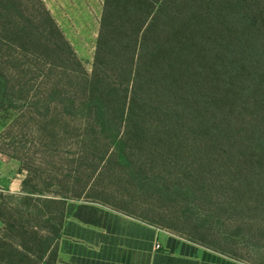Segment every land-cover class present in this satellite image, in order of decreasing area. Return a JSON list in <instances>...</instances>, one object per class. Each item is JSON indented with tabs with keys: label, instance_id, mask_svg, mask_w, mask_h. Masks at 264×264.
I'll use <instances>...</instances> for the list:
<instances>
[{
	"label": "rangeland",
	"instance_id": "374dc122",
	"mask_svg": "<svg viewBox=\"0 0 264 264\" xmlns=\"http://www.w3.org/2000/svg\"><path fill=\"white\" fill-rule=\"evenodd\" d=\"M202 1L0 0V264H28L38 239H54L64 202L55 197L264 264V156L247 143H201V125L185 108H201V87L221 94L216 44L249 38L236 1L264 0H232L236 10L228 0L216 8ZM138 41L144 53L132 62ZM82 68L101 80L99 112L82 107L91 98L78 85ZM127 85L142 106L128 125L116 108ZM250 110L235 111L242 124ZM24 179L34 193L23 192Z\"/></svg>",
	"mask_w": 264,
	"mask_h": 264
},
{
	"label": "trees",
	"instance_id": "16d2710c",
	"mask_svg": "<svg viewBox=\"0 0 264 264\" xmlns=\"http://www.w3.org/2000/svg\"><path fill=\"white\" fill-rule=\"evenodd\" d=\"M206 1L207 0H203L202 2L206 4L202 5L208 8ZM216 1L217 2H214V0H212V2L209 3V7L214 6L216 8L219 4V0ZM228 2L235 9V3L232 0H228ZM237 3L240 5L238 17L241 23L247 25L248 31L250 32L248 35L249 38L246 36L244 38L236 37L232 40L223 38L221 40L223 42L216 44L215 47L219 50L218 53L222 56L221 60L223 62L220 68H218L221 74V94L214 95L215 91L213 88L201 87L200 97H198L201 100V108L191 107L190 104L185 106V108H187L191 114L192 125H201V143L208 144L218 142L222 146H226L228 143H237V145L247 143L248 145L250 144L249 146L252 147L259 156H264V7H256L252 2L246 3L243 6L239 1H236V4ZM230 11L233 12L234 10L230 9ZM47 14L49 17L50 15L48 12ZM49 18L70 57L79 65V61L71 45L63 37L51 17ZM260 31L262 32L260 33ZM177 36L178 35H176V37ZM217 42L218 41H216V43ZM142 53H144L142 41H140V43L138 41L133 46L130 60L133 62L135 57L141 56ZM99 55L100 52H97V57ZM157 71V75L162 74L160 70ZM81 72L82 75L79 78L80 84L78 85L83 88L87 87L91 94V98L83 102L82 107L89 112L93 108H98L97 110L99 112L101 109L100 103H105V98L101 94V80L96 78V73L90 75L86 73L83 68ZM129 92L135 97L127 96ZM138 93L139 90L134 85H132L131 90L127 85L116 106L119 110L117 116L120 118L121 122L127 123V125L131 122L130 118L134 113L139 115L138 110L142 107L141 103H137V100L134 99L137 97L136 95H138ZM142 101H146L145 98L142 99ZM162 101V106H165L164 108L167 109V105H170V102H167V98H163ZM71 105L74 107V101L71 102ZM106 108L108 110L109 106L107 105ZM243 109L253 110L250 118L245 124H242L241 117L237 116L235 113L236 110L239 111ZM205 111L211 114L206 122L202 119ZM160 113L163 117L169 118L166 111L162 110ZM175 113L178 114V112ZM125 116H127V119ZM9 117L8 114L4 116L5 120L9 119ZM26 185H28V180H22L23 192H25V194L34 193L27 191ZM55 200L64 201L62 203V214L58 230L55 233L54 239H38L42 247L38 250L39 252L36 258L28 257V264H54L55 241L59 239L65 231L68 230L70 224H72L69 220L70 215L81 221L95 224L100 222L102 218L101 213H105L103 209L97 206L99 204L92 202H68L65 198L58 197H55ZM170 240L174 241L175 238L169 237L168 241ZM50 253H52L51 257L49 255ZM46 256L48 257L46 258ZM8 264H17V262H8Z\"/></svg>",
	"mask_w": 264,
	"mask_h": 264
},
{
	"label": "crops",
	"instance_id": "0c3cea01",
	"mask_svg": "<svg viewBox=\"0 0 264 264\" xmlns=\"http://www.w3.org/2000/svg\"><path fill=\"white\" fill-rule=\"evenodd\" d=\"M97 206L105 211L99 223L69 216L72 224L55 241L54 264H240L195 243L165 236L159 227ZM169 237L175 240L168 241Z\"/></svg>",
	"mask_w": 264,
	"mask_h": 264
},
{
	"label": "built area",
	"instance_id": "2783aa9c",
	"mask_svg": "<svg viewBox=\"0 0 264 264\" xmlns=\"http://www.w3.org/2000/svg\"><path fill=\"white\" fill-rule=\"evenodd\" d=\"M160 248V244L159 243H156L155 244V249H159Z\"/></svg>",
	"mask_w": 264,
	"mask_h": 264
}]
</instances>
